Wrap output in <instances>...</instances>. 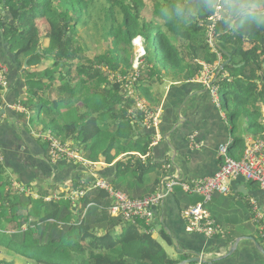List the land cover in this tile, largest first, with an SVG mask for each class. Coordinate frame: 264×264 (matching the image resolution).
Returning a JSON list of instances; mask_svg holds the SVG:
<instances>
[{
  "label": "trees",
  "instance_id": "obj_1",
  "mask_svg": "<svg viewBox=\"0 0 264 264\" xmlns=\"http://www.w3.org/2000/svg\"><path fill=\"white\" fill-rule=\"evenodd\" d=\"M218 2L223 4V16L235 23L227 32L220 31L221 22L216 27L223 60L211 83L223 95L234 128L246 118L247 132L260 138L264 135V0H0V29L14 54L2 60L29 89L27 99L20 102L25 108L20 119L34 132H50L81 151L89 148L90 160L102 145L108 146L103 156L110 163L115 157L109 154L112 151L136 148L147 153L150 141L143 148L141 137L136 139L146 114L133 97H126L120 82L109 80L104 68L131 74L133 40L140 36L145 55L136 91L153 110L158 102L152 91L154 79L161 84L194 80L204 71V63L219 61L218 51L208 41L209 19ZM148 7L151 18L144 13ZM92 21L110 43L106 52L93 57L79 35L80 26ZM219 42L233 52H223ZM3 102L0 87V106ZM44 145L49 154V145ZM92 161L98 162V156ZM119 166L144 168L134 154L120 158ZM73 186L63 196L84 184L75 181ZM48 195L40 193L35 199L11 190L0 164V243L34 264H179L183 260L171 256L155 235L112 217L108 212L112 200L103 190H94L76 203L65 198L47 202ZM162 235L171 243L166 233ZM0 264L13 263L0 259Z\"/></svg>",
  "mask_w": 264,
  "mask_h": 264
},
{
  "label": "crops",
  "instance_id": "obj_2",
  "mask_svg": "<svg viewBox=\"0 0 264 264\" xmlns=\"http://www.w3.org/2000/svg\"><path fill=\"white\" fill-rule=\"evenodd\" d=\"M219 26L221 32H227L231 22L224 17ZM219 45L223 52H233L231 46L222 42ZM9 49L0 29L1 60L14 57ZM28 90L19 73L11 72L9 88L0 106V149L5 156L3 165L13 191L16 190L11 181H17L35 194H53L73 188L75 181H80L81 185L93 181L96 173L99 178L116 182L115 187L129 197L141 198L154 192L158 180L167 172L180 175L183 180L213 175L221 165L220 145L233 142L231 155L241 159L246 140L252 137L247 132L248 120L239 119L234 128L219 96L214 95L208 85L195 80L161 84L154 79L152 91L158 102L152 111H161V123L156 129L150 127L146 119L138 124L136 135V139L141 137L143 148L150 141L147 153L136 148L127 153L112 151L110 155L115 157L111 163L103 156L98 162L92 161L97 166L87 168L74 162H53L44 142L34 136L30 124L20 119V112L15 107L27 99ZM237 137H242L243 141L236 144ZM127 154L139 156L144 168L134 169L132 166L137 164L134 160L128 168L116 167V162ZM201 199L200 195L188 194L176 187L156 210L158 227L153 235L166 251L183 260L195 256V252L205 254V263L194 264H264V252L256 245L258 243L264 250V196L259 185L239 177L232 181L230 194L213 196L207 208L222 227L223 236L208 237L187 229L182 212ZM257 212L262 216L255 222ZM163 233L170 237L171 243L164 239ZM237 241L240 242L235 244ZM232 248L234 252L228 255Z\"/></svg>",
  "mask_w": 264,
  "mask_h": 264
},
{
  "label": "built area",
  "instance_id": "obj_3",
  "mask_svg": "<svg viewBox=\"0 0 264 264\" xmlns=\"http://www.w3.org/2000/svg\"><path fill=\"white\" fill-rule=\"evenodd\" d=\"M223 4H215V12L210 17L208 23V41L214 51H218V41L216 27L223 20ZM141 38L139 37L138 40ZM137 41V40H136ZM219 60L222 61V54L218 51ZM144 51H139L133 64L131 74L120 78V82L126 97H133L140 110L146 114V119L150 127L158 128L161 123V111L149 110L147 104L141 99L136 91V82L141 76L140 68L143 63ZM215 65L204 63V71L194 80L208 85L212 88L213 94L219 96L218 88L211 83L216 77ZM211 72H210V71ZM10 84V67L0 59V87L2 94L7 91ZM19 112H25L22 104L16 105ZM34 136L49 145V156L53 162L65 161L74 162L84 168L97 166L90 162L83 155L82 151L72 142L62 141L52 135L50 132H33ZM246 147L243 157L236 159L231 155L230 145L233 142L222 144L219 147L218 155L221 162L219 170L210 176L192 178L183 180L180 175L165 173L157 183L156 190L151 194L141 198H131L127 194L118 190L113 183L105 177H98L94 173L95 179L84 184L83 188H74L68 194L63 196V191L55 192L44 197V200L51 202L65 198L73 203L80 201L86 195L94 190H103L112 200L109 212L113 217H121L125 222L141 228L144 232L155 234L157 231V213L156 210L162 206L166 198L173 192L174 188L181 187L188 194H197L202 197L201 201L188 206L183 210L182 216L186 227L191 232L204 234L208 237L223 236L222 227L212 218L207 206L212 201L216 193L228 195L231 193V183L233 180L243 177L248 181L256 182L264 196V135L260 138L250 137L246 140ZM5 156L0 149V164H4ZM96 168V167H95ZM94 169V168H92ZM12 187L20 194L30 195L39 198L40 195L32 192L28 187L17 181H11ZM262 214L257 212L255 222H258Z\"/></svg>",
  "mask_w": 264,
  "mask_h": 264
},
{
  "label": "rangeland",
  "instance_id": "obj_4",
  "mask_svg": "<svg viewBox=\"0 0 264 264\" xmlns=\"http://www.w3.org/2000/svg\"><path fill=\"white\" fill-rule=\"evenodd\" d=\"M144 13H145V15L148 18H151V16H152L151 8H149V7L146 8ZM40 22H39V24L42 26V28H45V24H47L48 27L50 26L49 23L46 22V21H44L45 24H42ZM234 23H235V21H232L231 27H233ZM98 30L99 29L97 28V24L94 21H92V22H90L88 24H85L83 26H80V28H79V35L81 36V39L86 40L88 42V45H89L88 54L90 56H92V57L94 55H96V54L106 52L108 50V48L110 47V43H108V42H106L105 40L102 39L101 35L98 33ZM139 37H137V38H135L133 40V44L135 46V49H134L135 55L133 57V64L135 62L136 56L139 53V51H144L142 40L141 39L138 40ZM218 62L220 63V60L217 61V63ZM104 70L106 71V74H108L109 80H111L112 82H116L117 80H119L120 79V78H118L119 76H121L122 78L127 76V75H123L121 73H112V71L109 70L108 68H104ZM216 74H217V71L215 70V75ZM218 95H219L220 102L224 103L223 95L220 92H219ZM34 114H36V110H35ZM35 132H37V131H35ZM90 147L92 148V145ZM81 149L83 151V155L88 160H90L89 157H88V154L90 153V149L87 148V147H85V148L82 147ZM93 150L94 149H92V151ZM95 150H94L95 152L93 154V157H90L91 158V160H90L91 162H92V160L96 159V155L98 156V159L101 160L102 157H103L104 152H107L108 146L107 145H102V147H100L99 149H95ZM113 185L114 186L117 185L116 182ZM118 189H120V188H118ZM35 199H38V198H35ZM0 259L7 260L9 262H12L13 264H34V262H35L34 260L31 261L26 256H23V255L15 252V251H13L11 248L3 245L2 243H0Z\"/></svg>",
  "mask_w": 264,
  "mask_h": 264
},
{
  "label": "water",
  "instance_id": "obj_5",
  "mask_svg": "<svg viewBox=\"0 0 264 264\" xmlns=\"http://www.w3.org/2000/svg\"><path fill=\"white\" fill-rule=\"evenodd\" d=\"M11 23H13V21H11ZM229 62V60H226L223 64H222V68H224V66ZM240 241H237L235 244H238ZM257 247L264 252V250L259 246L258 243H256ZM234 252V248H232L229 252V254H232ZM195 256L184 259L182 262H180L179 264H192V263H205L206 262V258H205V254H201L198 252L194 253Z\"/></svg>",
  "mask_w": 264,
  "mask_h": 264
}]
</instances>
